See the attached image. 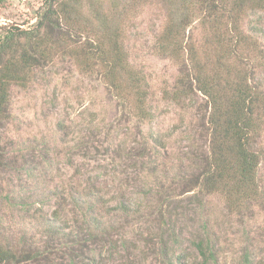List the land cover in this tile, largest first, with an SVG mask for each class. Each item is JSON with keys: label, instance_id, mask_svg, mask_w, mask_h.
Returning <instances> with one entry per match:
<instances>
[{"label": "trees", "instance_id": "obj_1", "mask_svg": "<svg viewBox=\"0 0 264 264\" xmlns=\"http://www.w3.org/2000/svg\"><path fill=\"white\" fill-rule=\"evenodd\" d=\"M163 1L166 16L153 47L179 70L162 98L179 105L198 94L206 98L195 131L207 147L172 179L181 194H194L190 201L206 205L210 197L219 196L227 214L242 220L255 208L264 209V82L257 77L264 68V33L255 17L264 11V0ZM76 15L79 10L70 0L62 5L50 1L33 28L0 26V126L12 110L13 86L28 89L35 70L57 57L97 75L139 121L155 119V93L148 73L129 56L126 22L107 14L97 18V25L80 28ZM82 33L88 38L77 39ZM151 139L150 150L159 155L163 138L151 134ZM5 152L0 143V169L9 171L16 161ZM99 178L85 176L64 190L36 196L24 193L22 184L20 191L8 188V178L0 176V264H112L117 257L130 259L134 246L126 228L133 226L129 217L141 215L144 206L123 200L111 204ZM52 201L56 207L46 213L43 208ZM119 213L124 217L113 220ZM163 216L160 212L163 238L153 242L157 264H188L181 225L174 220L169 227ZM27 218L36 221L35 229L26 226ZM192 246L199 255L196 264H223L220 235L209 216L203 217ZM254 252L245 251L242 263L264 264L255 260Z\"/></svg>", "mask_w": 264, "mask_h": 264}, {"label": "rangeland", "instance_id": "obj_2", "mask_svg": "<svg viewBox=\"0 0 264 264\" xmlns=\"http://www.w3.org/2000/svg\"><path fill=\"white\" fill-rule=\"evenodd\" d=\"M50 1L56 5L67 2L14 1L0 11V26L33 28ZM70 1L79 10L80 15L73 19L80 28L97 25V18L107 14L116 16L118 23L126 22L125 44L132 62L149 75L156 117L152 122L139 121L97 75L83 73L73 60L57 57L35 70L28 89H11L12 110L0 126V143L7 158L16 161L11 170L0 169V176L10 182L8 188L20 191L23 185L24 193L37 196L56 188L64 190L67 184L85 176H98L107 198L113 199L111 204L123 200L144 206L141 215L129 217L133 226L126 228L131 232L133 254L130 259L117 257L112 264L158 263L153 242L163 238L160 212L169 227H173L174 220L181 225L188 264L199 262L192 238L207 216L220 235L223 264H243V254L249 250L255 251V260H264V209L255 208L253 215L241 220L240 216L227 214L219 196L210 197L206 205L190 201L194 194H181L179 184L172 179L187 171L207 147L205 139L195 131L206 98L198 94L182 105L162 98L163 89L172 88L179 70L173 60L160 57L153 47L166 16L164 1ZM255 17L264 33V11ZM81 35L76 38H88L85 33ZM257 77L264 82V68L258 69ZM151 134L163 138L165 146L159 147V155L150 150ZM261 175L264 178V163ZM55 207L52 201L43 210L51 213ZM119 214L112 216L113 220L124 217ZM24 222L30 230L36 228L34 220L27 218ZM164 238L171 244L170 236Z\"/></svg>", "mask_w": 264, "mask_h": 264}, {"label": "built area", "instance_id": "obj_3", "mask_svg": "<svg viewBox=\"0 0 264 264\" xmlns=\"http://www.w3.org/2000/svg\"><path fill=\"white\" fill-rule=\"evenodd\" d=\"M13 1H26V0H0V11L6 9V6H8Z\"/></svg>", "mask_w": 264, "mask_h": 264}]
</instances>
